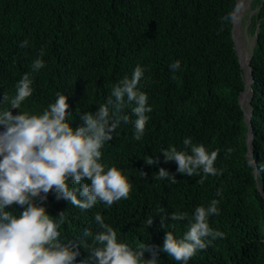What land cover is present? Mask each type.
Listing matches in <instances>:
<instances>
[{
    "label": "trees",
    "instance_id": "trees-1",
    "mask_svg": "<svg viewBox=\"0 0 264 264\" xmlns=\"http://www.w3.org/2000/svg\"><path fill=\"white\" fill-rule=\"evenodd\" d=\"M235 4L236 0H0V101L4 95H15V85L25 73L33 79V95L21 109H12L13 115L20 110L41 114L57 93H64L70 105L67 122L75 128L82 124L80 115L94 114L112 87L131 77L136 66L144 69L138 88L147 93L152 107L144 134L135 140L133 123L121 122L101 158L106 167L116 166L129 178L130 197L112 206L98 202L90 210L56 200L54 191L43 202L34 200L57 220L64 212L59 229L63 243L91 244L83 231H101L94 221L99 212L120 242L134 249L144 243L162 247L166 232L182 238L188 229L187 220H171L172 212L191 216L196 207H207L215 199L220 214L209 217V225L225 235L199 250L188 264H264V0H251L252 13L245 17L248 31L255 35L249 146V125L239 103L243 70L232 39L233 24L222 19ZM24 40L28 46L21 48ZM41 49L45 67L32 73ZM177 60L181 67L173 79L169 65ZM6 107L7 102L0 104ZM124 111L135 119L130 108ZM189 137L209 152L219 150L215 167L223 171L204 178L203 184L198 183L202 173L180 174L176 163H165L160 152L170 145L184 150L183 140ZM229 148L233 151L226 156ZM148 157L157 163L148 165ZM161 167L175 176L176 184L155 179ZM84 182L90 183L69 186L79 189ZM161 208L164 213L158 212ZM6 211L18 215L23 208L14 204ZM79 253L74 264H93L82 246ZM144 258H151L150 253ZM158 259L160 264H177L163 252Z\"/></svg>",
    "mask_w": 264,
    "mask_h": 264
},
{
    "label": "clouds",
    "instance_id": "clouds-1",
    "mask_svg": "<svg viewBox=\"0 0 264 264\" xmlns=\"http://www.w3.org/2000/svg\"><path fill=\"white\" fill-rule=\"evenodd\" d=\"M242 8L238 3L222 18L223 22L238 23ZM28 43L24 40L20 47L25 48ZM43 55L41 49L40 58L32 62V73L45 67ZM180 67L179 60L169 65L173 79ZM143 76L144 69L136 66L131 77L125 76L112 87L106 102L99 105L94 114L88 111L80 115L82 124L75 128L67 122L70 105L64 93H57L55 102L41 114L20 110L13 115L12 109H21L22 103L33 95L31 73H25L17 82L14 96L10 99L3 96L0 104L7 102L9 107L0 108L3 129L0 130V264H74L81 246L88 253L87 261L93 264H160L159 252L166 253L177 264H188L199 250H205L213 240L224 237L223 232L209 225V217L220 214L219 201L215 199L207 207H196L191 216L180 211L170 214L173 221H188L182 238L169 231L162 247L144 243L135 249L118 240L117 232L105 223L99 212L94 221L101 231L95 234L87 228L83 231L85 238H92L91 244L86 240L65 244L59 231L65 219L64 212L57 220L45 207L34 202L36 198L45 201L48 193L54 191L56 200L63 199L76 208L90 210L98 202L112 206L130 197L129 178L116 166L106 167L101 158L105 143L113 139L112 133L121 122L133 123L134 139L142 138L149 120L147 113L152 111L147 93L138 88ZM128 108L134 120L125 113ZM183 145L184 150L170 145L160 151L165 163H176V172L189 177L202 173L200 184L204 183V178L222 173L223 169L215 167L218 149L209 152L203 144L193 143L190 137L183 140ZM232 151L227 149L226 156ZM145 162L148 165L157 163L151 157ZM154 176L157 180L177 183L175 176L163 167ZM85 180L90 183L84 182L79 189L69 186V183L77 185ZM216 195H220V190ZM14 204L23 208L18 215L6 211ZM158 212L164 213L165 209ZM152 223L149 217L147 225ZM209 237L211 239H207ZM145 252L150 253L151 258L145 259Z\"/></svg>",
    "mask_w": 264,
    "mask_h": 264
},
{
    "label": "rangeland",
    "instance_id": "rangeland-1",
    "mask_svg": "<svg viewBox=\"0 0 264 264\" xmlns=\"http://www.w3.org/2000/svg\"><path fill=\"white\" fill-rule=\"evenodd\" d=\"M250 1L251 0H236V5L240 3L243 5V8L240 14L241 15L240 21L238 23L233 24V39L235 42L236 53L238 55V59L241 64L244 80L247 83V86L250 81V77L248 74L249 71L248 61L250 60L252 48L255 42V35L248 31L247 29L248 20L245 18L246 15L252 13V11L250 10ZM240 102L245 114L249 115L250 114L249 88H248V93H246L245 95L244 94L241 95Z\"/></svg>",
    "mask_w": 264,
    "mask_h": 264
},
{
    "label": "water",
    "instance_id": "water-1",
    "mask_svg": "<svg viewBox=\"0 0 264 264\" xmlns=\"http://www.w3.org/2000/svg\"><path fill=\"white\" fill-rule=\"evenodd\" d=\"M236 5V4H235ZM232 39H233V28H232ZM233 41H234V39H233ZM235 43V42H234ZM252 53V52H251ZM239 60V59H238ZM240 66H241V64H240ZM248 67H249V77H250V81H249V84H248V86H247V83L245 82V80H244V84H245V86H244V89L242 90V92L240 93V95H239V103H240V105H241V102H240V97H241V95L243 94V92L246 90V89H248L249 88V90H250V83H251V81H252V75H251V67H250V60L248 61ZM242 107V106H241ZM243 109V108H242ZM245 113V112H244ZM245 115V117H244V120L248 123V125H249V130L247 131V143H248V146L250 145V143H251V139H252V132H251V130H250V114L249 115H246V114H244ZM252 156V154H251V152H247V154H246V157L247 158H249L250 159V157ZM255 173H256V167H255ZM257 188L260 190V191H262L261 190V188L259 187V185L257 184Z\"/></svg>",
    "mask_w": 264,
    "mask_h": 264
},
{
    "label": "bare ground",
    "instance_id": "bare-ground-1",
    "mask_svg": "<svg viewBox=\"0 0 264 264\" xmlns=\"http://www.w3.org/2000/svg\"><path fill=\"white\" fill-rule=\"evenodd\" d=\"M248 74H249V71H248ZM247 78V77H246ZM248 79V78H247ZM246 93H248V89H246L243 94L245 95ZM248 95V94H247Z\"/></svg>",
    "mask_w": 264,
    "mask_h": 264
}]
</instances>
